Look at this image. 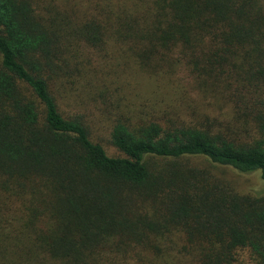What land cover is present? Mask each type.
I'll use <instances>...</instances> for the list:
<instances>
[{"label":"trees","instance_id":"obj_1","mask_svg":"<svg viewBox=\"0 0 264 264\" xmlns=\"http://www.w3.org/2000/svg\"><path fill=\"white\" fill-rule=\"evenodd\" d=\"M109 66L226 117L126 119ZM199 159L264 183V0H0V264H264V188Z\"/></svg>","mask_w":264,"mask_h":264},{"label":"rangeland","instance_id":"obj_2","mask_svg":"<svg viewBox=\"0 0 264 264\" xmlns=\"http://www.w3.org/2000/svg\"><path fill=\"white\" fill-rule=\"evenodd\" d=\"M117 49L119 50L120 47H117ZM123 60L127 61L128 59L123 58ZM130 62L135 63V60L134 62L133 60ZM107 70L115 72L114 77L111 79H107L105 76H102L105 84L113 81L111 86L107 85L112 89L110 101L112 99L119 105V111L121 115L124 114L126 119L140 123L141 119H148V115L152 114V110H156V113H163L166 116V119L171 118L178 124L192 125L195 124L193 121L197 120L195 107H197L201 116L202 112L204 114L208 112V115L213 113L210 108L205 106L202 107L201 102H203V98L201 100H195L194 102L191 100L189 106H187L185 97L190 96L172 94L166 85V79L164 78H160V81L157 84L159 86L157 88V86L152 85L154 84L152 79L145 76L144 78L137 72L132 74L130 68L122 67L121 71H119L116 68L111 69V66H109ZM69 72L70 74L73 73L71 70H69ZM155 101L157 103L155 105L156 109H152V104H154ZM220 112H222V114H219L218 112H214L213 114L219 118L221 117L222 120V118L226 116L223 111ZM96 123V126L98 127L99 140L105 146L110 155H117L118 152L109 142V129L100 128L99 120H96ZM190 161L200 171H210L211 173H218V175L223 176L243 194H256L263 191L264 183L257 174H240L227 168H214L210 165V163L203 159Z\"/></svg>","mask_w":264,"mask_h":264}]
</instances>
